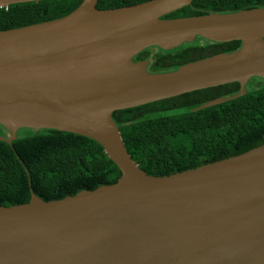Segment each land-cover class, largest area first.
Wrapping results in <instances>:
<instances>
[{
	"label": "water",
	"instance_id": "obj_1",
	"mask_svg": "<svg viewBox=\"0 0 264 264\" xmlns=\"http://www.w3.org/2000/svg\"><path fill=\"white\" fill-rule=\"evenodd\" d=\"M41 0H0V8ZM0 31V125L96 141L115 183L44 201L0 206V264H264V144L196 168L147 175L111 115L196 90L238 83L216 105L264 79V8L162 19L193 0H149ZM197 38L240 41L231 53L151 73L132 58Z\"/></svg>",
	"mask_w": 264,
	"mask_h": 264
},
{
	"label": "trees",
	"instance_id": "obj_2",
	"mask_svg": "<svg viewBox=\"0 0 264 264\" xmlns=\"http://www.w3.org/2000/svg\"><path fill=\"white\" fill-rule=\"evenodd\" d=\"M149 0H98L96 8L114 9ZM82 0H41L0 8V31L62 18ZM264 8V0H193L162 17L175 19L208 13ZM240 41L191 43L162 50L152 46L133 62H146L151 73L168 72L189 62L231 53ZM238 83L192 91L142 106L115 111L111 117L126 151L150 176H167L244 153L264 144V79L251 77L237 98L200 108L238 91ZM0 136L8 137L0 125ZM117 166L89 138L57 130L22 128L16 139L0 141V206L25 204L30 190L44 201L73 196L116 182Z\"/></svg>",
	"mask_w": 264,
	"mask_h": 264
}]
</instances>
